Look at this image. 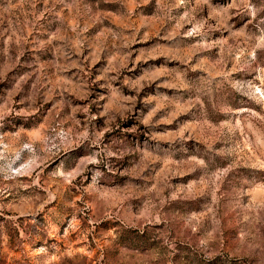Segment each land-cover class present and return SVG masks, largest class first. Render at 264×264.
<instances>
[{"label": "rangeland", "instance_id": "rangeland-1", "mask_svg": "<svg viewBox=\"0 0 264 264\" xmlns=\"http://www.w3.org/2000/svg\"><path fill=\"white\" fill-rule=\"evenodd\" d=\"M0 264H264V0H0Z\"/></svg>", "mask_w": 264, "mask_h": 264}]
</instances>
